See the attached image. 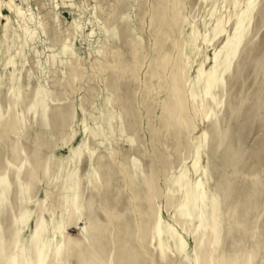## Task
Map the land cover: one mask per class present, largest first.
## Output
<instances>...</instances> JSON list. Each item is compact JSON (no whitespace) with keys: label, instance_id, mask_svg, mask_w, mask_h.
<instances>
[{"label":"rangeland","instance_id":"1","mask_svg":"<svg viewBox=\"0 0 264 264\" xmlns=\"http://www.w3.org/2000/svg\"><path fill=\"white\" fill-rule=\"evenodd\" d=\"M0 264H264V0H0Z\"/></svg>","mask_w":264,"mask_h":264}]
</instances>
